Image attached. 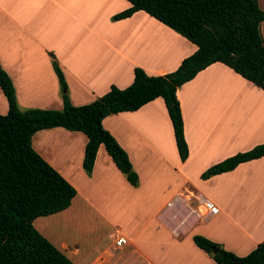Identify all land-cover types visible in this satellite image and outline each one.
Returning a JSON list of instances; mask_svg holds the SVG:
<instances>
[{
	"label": "crops",
	"instance_id": "obj_1",
	"mask_svg": "<svg viewBox=\"0 0 264 264\" xmlns=\"http://www.w3.org/2000/svg\"><path fill=\"white\" fill-rule=\"evenodd\" d=\"M257 5L264 11V1ZM129 6L125 0H0V68L11 81L18 108L61 109L49 54L61 70L70 104L81 106L110 86L126 88L134 68L164 75L196 50L142 11L111 21ZM259 32L264 43V21ZM175 96L187 145L183 162L160 98L101 121L126 154L136 187L126 182L102 146L87 176L81 167L82 133L57 127L31 137L33 151L75 190L65 210L36 218L32 226L72 264H215L195 247L193 235L237 257L264 240V156L200 178L208 167L264 143V92L213 63L178 87ZM6 112L0 91V115ZM176 195L205 198L218 213L174 237L158 217ZM74 209L91 211L115 229L79 262L77 246L51 239L48 231L51 217L70 220ZM118 236L127 243L115 247Z\"/></svg>",
	"mask_w": 264,
	"mask_h": 264
},
{
	"label": "trees",
	"instance_id": "obj_2",
	"mask_svg": "<svg viewBox=\"0 0 264 264\" xmlns=\"http://www.w3.org/2000/svg\"><path fill=\"white\" fill-rule=\"evenodd\" d=\"M129 7L111 17L118 21L142 11L196 47L175 70L164 75L132 71L124 89L110 86L88 104L73 106L67 97L63 75L53 55L52 71L60 89L61 109L20 110L10 79L0 68V91L7 112L0 115V264H72L32 226L34 219L65 210L75 190L31 148L34 133L62 128L86 138L81 167L89 176L99 146L131 187L137 175L126 154L101 126L103 118L133 112L160 98L169 119L178 158H187L183 123L175 92L199 71L221 63L264 92V43L259 24L264 11L256 0H125ZM264 156V143L208 167L200 178L233 170L237 165ZM195 247L215 264H264V240L248 254L237 257L201 236L193 235ZM212 248H217L215 253Z\"/></svg>",
	"mask_w": 264,
	"mask_h": 264
},
{
	"label": "rangeland",
	"instance_id": "obj_3",
	"mask_svg": "<svg viewBox=\"0 0 264 264\" xmlns=\"http://www.w3.org/2000/svg\"><path fill=\"white\" fill-rule=\"evenodd\" d=\"M262 1L264 0H259V2ZM51 218L53 224L48 228V231L51 232V239L63 240L70 247L73 244L76 245L80 252L78 258H76L78 262L87 259L85 258L87 253H89L93 247L98 246L104 238L106 239L108 233H112L113 236L115 230L104 225L102 220L96 218L95 214L87 210L77 212V210L74 209L73 218L67 221L58 220V218L55 217ZM74 260L75 258L73 261Z\"/></svg>",
	"mask_w": 264,
	"mask_h": 264
},
{
	"label": "built area",
	"instance_id": "obj_4",
	"mask_svg": "<svg viewBox=\"0 0 264 264\" xmlns=\"http://www.w3.org/2000/svg\"><path fill=\"white\" fill-rule=\"evenodd\" d=\"M217 213L218 209L205 198L191 195V198L187 200L176 195L166 203L165 210L160 213L158 220L172 236L179 237L193 224ZM126 243L127 240L122 236L114 240L115 247H121Z\"/></svg>",
	"mask_w": 264,
	"mask_h": 264
},
{
	"label": "water",
	"instance_id": "obj_5",
	"mask_svg": "<svg viewBox=\"0 0 264 264\" xmlns=\"http://www.w3.org/2000/svg\"><path fill=\"white\" fill-rule=\"evenodd\" d=\"M216 251H217V248H212V249H211V252H212V253H215Z\"/></svg>",
	"mask_w": 264,
	"mask_h": 264
}]
</instances>
